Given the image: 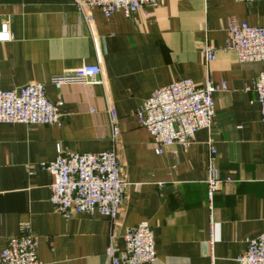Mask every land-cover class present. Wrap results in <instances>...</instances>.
Returning <instances> with one entry per match:
<instances>
[{"label": "crops", "instance_id": "crops-1", "mask_svg": "<svg viewBox=\"0 0 264 264\" xmlns=\"http://www.w3.org/2000/svg\"><path fill=\"white\" fill-rule=\"evenodd\" d=\"M84 21L74 0H0V90L42 83L64 102L63 125L0 123V254L9 239L31 227L41 264H108L110 238L123 247L127 228L148 222L154 232L153 264H238L248 241L264 234V123L254 84L264 63H240L225 48L229 22L264 26V0H161L132 16L106 19L100 10ZM210 46L216 59L208 61ZM84 65H99L100 85L65 86L50 79ZM215 94V119L184 149L155 152L135 116L155 91L183 79ZM118 116V154L126 203L115 222L76 214L65 220L50 203L52 176L40 169L58 146L75 154L113 147L108 112ZM223 183L212 205L206 184L210 143ZM213 239L214 244L211 245ZM213 249V251H212Z\"/></svg>", "mask_w": 264, "mask_h": 264}, {"label": "built area", "instance_id": "built-area-1", "mask_svg": "<svg viewBox=\"0 0 264 264\" xmlns=\"http://www.w3.org/2000/svg\"><path fill=\"white\" fill-rule=\"evenodd\" d=\"M257 2L260 0H235ZM161 0H74L75 7L84 21L91 23L92 12L100 10L106 19L117 12L132 16L146 6L158 7ZM225 48L234 52L240 63H264V26L254 27L248 23L229 22ZM12 39L8 24L0 30V42ZM208 61L216 59L215 50L203 49ZM99 65H84L74 71L52 77L50 84L60 91L65 86H93L103 83ZM225 83L217 85L207 78L202 87L192 80L183 79L158 89L137 110L135 116L140 127L153 139L155 152L164 154L172 146L190 147L197 132L210 129L215 119V94L226 91ZM253 91L260 105L261 121L264 123V72L254 84ZM64 102L52 101L42 83H32L18 90H0V123L28 126L61 127L69 114L63 112ZM113 147L105 152L75 154L57 148L54 161L42 163L40 169L53 178L50 203L65 220L76 214L100 215L115 222L126 203V183L122 176V164L118 154L121 137L118 116L108 112ZM210 158L206 184L212 205L223 183H231L230 177L222 179L216 168L217 150L210 143ZM123 247L115 245L110 238L106 250L108 264H153L156 261L154 232L148 222L127 228L122 236ZM214 244L213 239L211 245ZM39 239L31 227L25 226L17 236L9 239L0 254V264H41L37 257ZM213 251V249H212ZM238 264H264V234L248 241L245 253ZM215 259L212 256V263Z\"/></svg>", "mask_w": 264, "mask_h": 264}]
</instances>
